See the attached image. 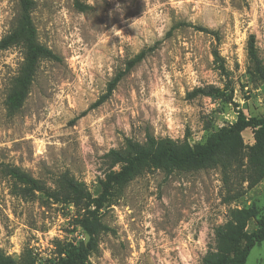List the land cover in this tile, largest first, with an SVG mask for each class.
I'll return each mask as SVG.
<instances>
[{
	"label": "rangeland",
	"instance_id": "1",
	"mask_svg": "<svg viewBox=\"0 0 264 264\" xmlns=\"http://www.w3.org/2000/svg\"><path fill=\"white\" fill-rule=\"evenodd\" d=\"M40 44L56 61L39 63L21 111L8 115L7 95L19 75L24 49L0 48V248L28 264L57 260V243L86 240L77 226L83 211L38 196L15 193L6 166L22 169L47 187L69 173L93 197L103 191L105 159L127 139L147 134L191 144L236 124L239 112L264 118V84L249 71L247 43L254 35L264 64V0H34ZM20 0H0V42L18 26ZM217 45L233 87L232 101L190 98L197 88H223L212 50ZM153 48L102 105L108 83L126 62ZM245 147L254 129L242 132ZM219 168L167 174L153 171L131 181L100 212L108 231L83 264H201L215 246V230L231 209L255 206L264 218V180L239 201L224 202ZM258 229L250 221L246 231ZM246 264H264V242Z\"/></svg>",
	"mask_w": 264,
	"mask_h": 264
},
{
	"label": "trees",
	"instance_id": "2",
	"mask_svg": "<svg viewBox=\"0 0 264 264\" xmlns=\"http://www.w3.org/2000/svg\"><path fill=\"white\" fill-rule=\"evenodd\" d=\"M34 5V0H20L18 26L0 42L1 49L13 46H21L24 49L22 67L5 100L6 111L10 116L18 114L23 108L39 63L42 60L59 59L38 41L37 29L32 19ZM195 29L214 37V64L217 71L225 77L226 84L223 88H197L189 97H209L214 100L226 97L232 101L233 87L229 72L217 47L220 41L219 33L200 27ZM152 51L153 48H148L128 60L124 68L108 83L106 93L94 106L105 103L119 83ZM247 58L250 74L264 84V64L259 56L254 35L249 37L247 43ZM248 128L254 129V143L245 147L241 134ZM105 159L111 169L118 165L122 167L120 171H111L106 175L103 191L98 197H93L87 186L69 173L59 176L54 187H47L18 167H5L7 176L14 182L15 193L20 198L35 200L40 196L47 202L73 205L83 211L77 220V226L90 236L86 245L83 242H58L57 260L37 263L30 253L28 264H83L97 249L95 236L108 231L100 216L106 202L121 194L131 181L146 173H189L219 168L226 190L224 202L230 204L239 201L264 180V118H247L240 111L235 125L210 133L204 142L195 144H191L188 138L176 141L170 138L158 139L151 134L146 135L144 143L127 139L123 148L109 151ZM259 215L255 206L231 209L228 222L216 228L215 246L202 258L201 264H246L252 249L264 242V218ZM254 219L257 220L258 229L254 232L246 231L248 223ZM0 264L17 263L15 258L0 248Z\"/></svg>",
	"mask_w": 264,
	"mask_h": 264
},
{
	"label": "water",
	"instance_id": "3",
	"mask_svg": "<svg viewBox=\"0 0 264 264\" xmlns=\"http://www.w3.org/2000/svg\"><path fill=\"white\" fill-rule=\"evenodd\" d=\"M90 236L88 234H86V240H89Z\"/></svg>",
	"mask_w": 264,
	"mask_h": 264
}]
</instances>
